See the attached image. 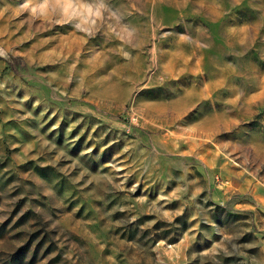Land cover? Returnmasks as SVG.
I'll list each match as a JSON object with an SVG mask.
<instances>
[{
    "label": "rangeland",
    "instance_id": "374dc122",
    "mask_svg": "<svg viewBox=\"0 0 264 264\" xmlns=\"http://www.w3.org/2000/svg\"><path fill=\"white\" fill-rule=\"evenodd\" d=\"M44 2L0 0V264H264V0Z\"/></svg>",
    "mask_w": 264,
    "mask_h": 264
},
{
    "label": "clouds",
    "instance_id": "9594fccd",
    "mask_svg": "<svg viewBox=\"0 0 264 264\" xmlns=\"http://www.w3.org/2000/svg\"><path fill=\"white\" fill-rule=\"evenodd\" d=\"M47 3H48V0H45V2L35 8H32V12L33 14H35L36 12H40L41 15L44 14V11L45 9L47 8ZM28 5H25V7H27ZM69 8L72 9L73 11V14H83V13H80V10L79 9H76V8H73L72 5H71V2L69 0V3H68V7L65 8V12H67L69 10ZM84 12L87 13L88 16H93V15H98L99 12H100V8L97 7L95 9V11L93 10L92 6H86L84 8Z\"/></svg>",
    "mask_w": 264,
    "mask_h": 264
}]
</instances>
